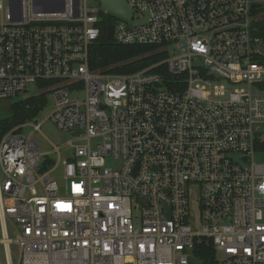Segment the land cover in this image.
I'll return each mask as SVG.
<instances>
[{"label":"built area","instance_id":"1","mask_svg":"<svg viewBox=\"0 0 264 264\" xmlns=\"http://www.w3.org/2000/svg\"><path fill=\"white\" fill-rule=\"evenodd\" d=\"M126 3L0 0V101L50 95L71 138L47 165L25 123L3 135L0 264H191L202 240L213 264H264V0ZM105 22L159 59L91 69Z\"/></svg>","mask_w":264,"mask_h":264},{"label":"trees","instance_id":"2","mask_svg":"<svg viewBox=\"0 0 264 264\" xmlns=\"http://www.w3.org/2000/svg\"><path fill=\"white\" fill-rule=\"evenodd\" d=\"M255 12L252 13L254 15ZM107 23L101 27L99 41L90 50V68L98 70L101 73L109 74H131L141 68L151 65L159 58L153 54V47L144 46H121L108 41L104 37V31ZM252 33L264 44V20L253 22ZM39 87V86H38ZM43 96L29 97L18 103L11 104L12 112L6 115H0V142L5 133L20 124L26 117L33 115L39 108ZM42 106V105H40ZM47 165H53L48 161ZM196 260L191 264H213L215 259V250L212 244L207 240L196 242L194 245Z\"/></svg>","mask_w":264,"mask_h":264},{"label":"rangeland","instance_id":"3","mask_svg":"<svg viewBox=\"0 0 264 264\" xmlns=\"http://www.w3.org/2000/svg\"><path fill=\"white\" fill-rule=\"evenodd\" d=\"M88 3L94 6L98 5L97 0H88ZM252 16L258 21L264 20V9L255 11V14ZM171 55L172 54H170V56ZM37 93L38 89L30 88L29 91L19 94V96L13 99L0 101V115L11 113L13 111L11 104H15L26 98L33 97ZM40 105H42V108L36 109V112L33 115H29L21 122L25 123L26 125L21 130V133L30 136L31 139H33L34 142L38 144L40 152L43 155H46V157H48L53 162L57 161V155H55V153H52L54 146L61 148L60 154L63 155L64 158L70 157V147L68 146V144L70 143L71 138L66 133L58 131L51 122L45 120L54 108L52 97L50 95H44ZM36 121L40 123V129L39 131L34 132L31 125ZM83 143L85 142L78 141L73 142L72 144L76 145ZM50 169H52L51 166H48V170ZM53 178L54 180L56 179L58 182H61V172H59V170H56L53 174Z\"/></svg>","mask_w":264,"mask_h":264},{"label":"water","instance_id":"4","mask_svg":"<svg viewBox=\"0 0 264 264\" xmlns=\"http://www.w3.org/2000/svg\"><path fill=\"white\" fill-rule=\"evenodd\" d=\"M98 4H100V7L109 12L110 14L114 16H119L122 18H129L131 11L128 7V4L126 3V0H97ZM264 9V5L262 4H253L252 10L258 11ZM105 37L107 40H112V26H109Z\"/></svg>","mask_w":264,"mask_h":264},{"label":"crops","instance_id":"5","mask_svg":"<svg viewBox=\"0 0 264 264\" xmlns=\"http://www.w3.org/2000/svg\"><path fill=\"white\" fill-rule=\"evenodd\" d=\"M48 161L52 162V164H53V161L52 160L49 159Z\"/></svg>","mask_w":264,"mask_h":264},{"label":"flooded vegetation","instance_id":"6","mask_svg":"<svg viewBox=\"0 0 264 264\" xmlns=\"http://www.w3.org/2000/svg\"><path fill=\"white\" fill-rule=\"evenodd\" d=\"M256 21H258V20L254 19V22H256Z\"/></svg>","mask_w":264,"mask_h":264}]
</instances>
